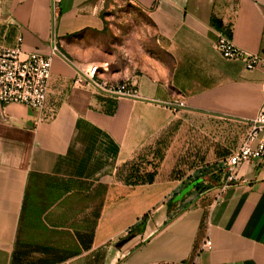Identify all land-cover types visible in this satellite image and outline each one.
Instances as JSON below:
<instances>
[{
    "label": "crops",
    "instance_id": "obj_1",
    "mask_svg": "<svg viewBox=\"0 0 264 264\" xmlns=\"http://www.w3.org/2000/svg\"><path fill=\"white\" fill-rule=\"evenodd\" d=\"M129 1L160 55L107 51L99 0H0V43L52 56L43 110L0 104V264H264V159L240 162L224 191L214 169L264 96V70L214 40L264 53V0ZM92 65L137 96L75 83ZM203 168L220 179L195 189Z\"/></svg>",
    "mask_w": 264,
    "mask_h": 264
},
{
    "label": "built area",
    "instance_id": "obj_2",
    "mask_svg": "<svg viewBox=\"0 0 264 264\" xmlns=\"http://www.w3.org/2000/svg\"><path fill=\"white\" fill-rule=\"evenodd\" d=\"M52 53L57 51L55 35L52 34ZM214 48L224 58L241 61L246 69L261 68L264 70V53H251L238 47L227 34L217 32ZM52 56L35 52H24L18 42L12 46L0 43V104H22L32 109L43 110L46 102L51 75ZM99 67L92 65L84 74L78 76L75 83L88 81L92 87L105 89L108 93L119 96H137V89L129 81L106 84L97 80ZM176 105L181 107L182 101ZM251 158L264 159V96L253 118L248 120V127L241 142L222 165L226 168V177L220 184L224 191L234 179L235 167L242 161ZM210 240L206 239L202 248H209Z\"/></svg>",
    "mask_w": 264,
    "mask_h": 264
},
{
    "label": "rangeland",
    "instance_id": "obj_3",
    "mask_svg": "<svg viewBox=\"0 0 264 264\" xmlns=\"http://www.w3.org/2000/svg\"><path fill=\"white\" fill-rule=\"evenodd\" d=\"M99 8L106 21V32L103 37L107 42V51L113 55L125 56L126 48L136 46L144 48L148 44L149 47L152 46L156 56L162 53V39L144 10L129 0H99ZM93 41L97 45L94 47L92 44V50L98 53V36ZM217 164L219 165L214 166V169L221 170L220 177L224 181L226 168L222 162Z\"/></svg>",
    "mask_w": 264,
    "mask_h": 264
},
{
    "label": "trees",
    "instance_id": "obj_4",
    "mask_svg": "<svg viewBox=\"0 0 264 264\" xmlns=\"http://www.w3.org/2000/svg\"><path fill=\"white\" fill-rule=\"evenodd\" d=\"M216 25L219 26L220 23L218 22V23H216ZM220 171H219V173L222 175V173ZM194 178H195V181H196V184L194 186L195 189L205 188L207 185L204 184L203 182L206 181V180H209V181H213V180L218 181L220 179V177L217 176V175H215L214 173L209 174V175L205 174V169L204 168L201 169V170H199L198 173L195 174ZM152 180H153L152 174H147L146 177L143 178L142 181L151 182ZM145 221H146V216H143L141 218L140 223H139L140 227L144 225ZM132 233H134V232L132 230H130L129 233H128V235L129 234H132Z\"/></svg>",
    "mask_w": 264,
    "mask_h": 264
},
{
    "label": "water",
    "instance_id": "obj_5",
    "mask_svg": "<svg viewBox=\"0 0 264 264\" xmlns=\"http://www.w3.org/2000/svg\"><path fill=\"white\" fill-rule=\"evenodd\" d=\"M132 237H133V234H129L128 236H126V237L120 239V240L117 242L116 246H117V247H120L122 244H124L125 242H127V241H128L129 239H131Z\"/></svg>",
    "mask_w": 264,
    "mask_h": 264
}]
</instances>
